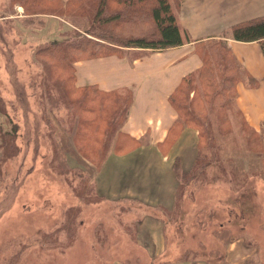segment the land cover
<instances>
[{"label":"rangeland","instance_id":"1","mask_svg":"<svg viewBox=\"0 0 264 264\" xmlns=\"http://www.w3.org/2000/svg\"><path fill=\"white\" fill-rule=\"evenodd\" d=\"M39 1L31 6V0H0V98L7 115H0V134H11L20 151L0 162V264H264V128H253L257 133L251 150L248 135L241 131L240 121H246L237 91L230 92L231 85L223 87L228 96L234 95L230 102L228 96L225 99L230 131H220L216 112H210L219 150L207 160L209 166L203 170H199L203 165L193 166L201 153L210 156V151L204 150V142L200 148L198 131L191 125L174 126L158 144L168 152L180 136L182 142H189L186 137L196 142L194 147L181 145L183 156L171 161L167 176L175 182L172 207L150 205L135 193L107 197L98 187L103 188L98 176L109 155H125L148 145L149 139L136 141L123 131L128 112L126 109L118 117L124 107L121 102L113 115L116 130L103 138L105 143L96 152H90L88 143L76 140V120L72 118L76 109L62 95L67 92L74 99L80 94L70 93L77 91L67 79L71 70L61 68L62 60L56 54H38L52 40L61 42L62 36L101 40L102 33L89 29L88 13H69L61 0ZM181 1L171 0L173 8ZM244 7L241 3L240 8ZM221 40L199 45L208 51L212 66L217 63L211 52L217 43L212 42ZM131 49L119 46L118 54L139 58L153 52ZM85 60L89 59L79 57L76 62ZM249 78L243 72L241 80ZM56 88L63 105L57 101L54 109ZM205 89L197 83L194 105L199 108L213 96V89L209 95ZM105 92L110 91L98 97L109 103L115 98L124 101L126 95L132 103L130 89L111 96ZM108 102H104L106 107L113 108ZM220 102L212 100L208 107L215 108ZM90 114L84 113L86 118ZM184 128H190L192 134L183 135ZM0 148L3 150L1 144ZM98 154L101 158L95 157ZM156 227H161L163 236L151 235Z\"/></svg>","mask_w":264,"mask_h":264},{"label":"crops","instance_id":"2","mask_svg":"<svg viewBox=\"0 0 264 264\" xmlns=\"http://www.w3.org/2000/svg\"><path fill=\"white\" fill-rule=\"evenodd\" d=\"M241 3L245 5L244 9L240 8ZM174 12L182 45L153 51L139 58L115 54L73 65L76 86L97 85L102 91L132 90L133 99L123 131L136 141L149 139L148 145L125 155H109L98 176L103 188L98 187L107 197H130V193H135L134 196L150 205L172 207L175 182L167 176L171 161L183 156L185 145L194 147L196 142L191 137H186L189 142H182L180 136L168 152H163L160 148L163 145L158 144L165 140L177 117L168 102L169 96L185 76L202 66L196 53L200 44L219 38L225 40L231 54L241 63L245 78L249 76L258 82L251 88L248 80L243 79L237 83L236 91L245 121L256 130L264 128V56L261 48L257 42H238L230 35H224L234 24L264 17V0H182ZM182 133L192 134L190 128H184ZM153 146L155 150L151 149ZM148 149L153 153L150 154ZM159 234L163 236V231L156 227L151 235L159 238Z\"/></svg>","mask_w":264,"mask_h":264},{"label":"trees","instance_id":"3","mask_svg":"<svg viewBox=\"0 0 264 264\" xmlns=\"http://www.w3.org/2000/svg\"><path fill=\"white\" fill-rule=\"evenodd\" d=\"M61 2L64 6H67V10L70 11L69 13L77 15H79L78 13H88L90 16L89 29H94L97 33L101 32L102 35L99 36L101 40H95L87 36H84L86 38H82L80 35H74L72 40H67L62 36L63 39L61 42L52 40V44L41 50L38 55L45 57V55L50 56L56 54L63 63H68L67 65L61 62V68L63 66L67 71L71 70L69 72L70 74H67V79L72 80L73 89L77 91L70 93H80L73 99L69 96L67 97V92L66 94L62 92L63 97H66L67 101L70 103L71 109H76L73 111L72 116V118L76 120L77 126V131H75L74 135L78 142L88 143L87 147H89L90 152H96L97 148L103 146L105 143L103 138L112 135L116 130L114 125L116 123L114 120L116 117L113 115H115L119 104L122 102L124 107L123 111L118 114V117H123L126 109L128 112L131 99L127 95L124 101L115 98L114 100H110V103H113V108H107V104L104 102L108 101L98 97L100 96L99 94L103 92L102 90L92 85L83 87L76 86L73 67L76 60H78L79 57L94 59L106 57L114 52L118 54L119 46L140 49L142 51H162L167 48L182 45L183 38L176 22L171 0H61ZM39 3V0H31L30 5H39ZM68 4L71 8H68ZM229 32L231 39L234 41L257 42L264 56V17L234 24L232 28L229 29ZM64 41L68 42L64 43ZM212 43H217L213 46V49H211L217 61L216 65L215 63L214 66H212L211 63L208 64L206 55L208 51H202L204 46L198 45L196 53L201 59L202 66L196 74L193 75L191 73L185 76L168 98L170 106L178 115L170 126L168 133L176 127L191 125L198 131L200 148L202 147V142H204L206 145V149L204 150L210 151V156L206 155L207 153H201L200 158L196 159L194 162L193 166L201 167L203 165L199 170H203L204 167L209 166L207 160H210L213 153L219 150L214 140L215 137L213 134L210 112H216L215 117L218 119L216 125L220 131H230L231 127L226 115L228 106L225 101L228 96L226 92L228 91L224 92L225 89L223 87L231 85L232 88H230L229 91L236 93L235 86L242 81L241 79L243 77V69L241 65L235 61L234 56L226 45V41L221 40L220 42ZM58 47H60V49H58ZM42 53H45V55ZM138 54L139 53H136L135 56H138ZM53 60L55 61V59ZM56 63L58 64V62ZM56 68L59 69L58 66ZM205 71L206 74H204ZM217 78L221 79L220 83H217ZM200 82L206 88V95H209L210 88L213 89L214 92L213 96L209 97V101L205 103V106L203 105L199 108L194 105V96L195 92L198 93L197 83L200 84ZM248 82L251 86H256L258 83L251 77ZM185 87H187L189 91H187ZM56 90V95L52 96V105L54 109L58 108L57 101L60 102V105H63L60 92L57 88ZM114 92L117 91L105 93H107V96H111ZM57 93H59V97H57ZM189 94H192L191 98ZM235 95L237 97V93ZM233 96L231 94L228 96L229 102L230 99H233ZM100 99L103 102H100ZM216 99L221 100L220 104L215 108V105H210L208 107V103L210 104L212 100ZM1 102L0 115L5 116L1 107L3 102ZM66 108L69 109L68 106ZM82 112L83 115L86 112H91V117L86 118L85 115H82ZM203 114L205 116H203ZM5 117H7V115ZM240 125L242 133L248 135L247 141L249 143V148L253 150L254 138L257 132L248 123H244L243 118L242 121H240ZM248 126L251 127V129H249ZM2 133L3 135L0 134V144L3 150L0 151V162L20 152L17 146L15 147L11 134H5L7 132ZM114 135L118 137L120 134L115 133ZM80 149L83 150V145L80 146ZM91 156L93 155L89 157ZM96 156L97 158H101L99 154L95 155V157ZM215 157H217V155H215ZM91 159L94 161V156ZM206 161L207 163H205ZM186 175L187 174H185V176Z\"/></svg>","mask_w":264,"mask_h":264}]
</instances>
